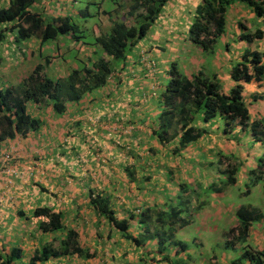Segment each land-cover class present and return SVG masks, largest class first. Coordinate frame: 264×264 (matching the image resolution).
Segmentation results:
<instances>
[{
  "label": "crops",
  "instance_id": "0c3cea01",
  "mask_svg": "<svg viewBox=\"0 0 264 264\" xmlns=\"http://www.w3.org/2000/svg\"><path fill=\"white\" fill-rule=\"evenodd\" d=\"M68 2L37 0L31 9L49 20L57 15L70 16ZM198 3L199 0H167L159 12L158 23L153 21L160 26L159 33L155 31L154 39L150 41L153 45L146 47L137 42L131 48L134 54L129 58L126 56L119 66L112 67L101 87L77 101L67 102L62 113L54 114L48 105L34 107L36 110L32 114L40 119V126L2 143L0 253L6 256L12 248H19L20 257L13 260L14 264L18 259L28 262L42 245H58L68 229L76 232L77 243L88 252V257L63 254L34 264H238L234 259L241 255L243 246L264 251L262 185L256 187L249 183L251 190L247 188L243 192L255 193L257 188L258 201L246 207L259 212L261 218L254 223L251 221L246 236L240 239L236 238L235 231L238 226L235 211L240 206L229 204V199L240 193L234 194L227 188L236 183V165L243 167V173L247 172V175H238L242 179L246 177L250 181L252 173L256 178L254 170L264 154L261 142L253 141L251 137L252 144L258 142L260 146L248 153L241 152L238 144L233 145L235 158L232 145L227 146L228 153L217 159L220 151L215 155L211 153L208 158L210 154L202 141L203 134L192 142L194 144L176 148L177 137L169 136L167 143L161 144L152 133L158 125L156 103L165 86L158 75L167 72L169 76L167 66L174 63L173 58H176L179 73L187 78L197 71L214 74L224 92L233 85L228 73L231 61L236 62L246 47L261 52L264 62V15L256 18L248 7L237 1L225 12L221 35L224 36V52L220 53L223 63L213 58L211 67H203L196 57L184 53L187 51L183 50L182 44H191L192 51L199 53L198 48L183 37L185 32L188 33ZM6 4L7 0H0V8ZM126 10L127 6L123 11ZM99 12L100 31L105 32L110 20L105 10L99 9ZM181 23L182 40L179 41L176 30ZM239 24L248 32L254 30L251 29L253 26L260 28L262 37L250 43L238 40L237 35L243 31ZM3 40L0 45V89L17 84L37 63L43 64L51 77H63L69 69L76 67L78 60L84 63L92 60L93 52L97 50L92 43L76 48L74 42L80 40L66 38L62 41L58 37L50 45L38 37H30L16 47L11 31L4 32ZM160 43L167 49L161 54L153 53L152 48H160ZM8 45L11 50L6 49ZM62 45L75 51L71 58L63 55L66 50L63 51ZM234 46L241 50L232 51ZM46 50L50 53L45 54ZM140 51L144 52L145 60H141ZM154 58H158V63ZM241 96L249 119L264 122V78L242 84ZM196 126L202 127L203 123L197 121ZM182 159L186 162L184 167L180 163ZM231 168L236 170L233 183L226 179V171ZM207 174L211 177H206ZM95 196L107 199L117 219L128 220L126 231L112 227L96 212L89 202V198ZM37 207H49L59 212L63 227L41 232L37 223L46 218L31 214ZM167 208L179 213L176 220L171 217L165 226L166 217L158 214ZM188 210L192 211L185 213ZM219 221L224 227H217L221 224ZM230 229L234 231L229 232ZM213 235L221 240V257L218 259L213 250L206 256L202 254L205 247L202 237ZM262 260L264 264V257ZM252 263L246 259L242 262Z\"/></svg>",
  "mask_w": 264,
  "mask_h": 264
},
{
  "label": "trees",
  "instance_id": "16d2710c",
  "mask_svg": "<svg viewBox=\"0 0 264 264\" xmlns=\"http://www.w3.org/2000/svg\"><path fill=\"white\" fill-rule=\"evenodd\" d=\"M166 1L128 0L122 19L108 18V33L100 32L94 36L92 44L97 50L93 52L92 60L89 59L86 63L77 61L76 67L69 69L63 77H51L44 65L37 63L17 84L0 89V147L7 140L24 136L40 126V119L32 114L40 106L48 105L51 111L58 115L65 110L67 102L77 101L84 94L101 87L112 68L108 58L123 62L126 50L132 48L146 34ZM235 1L248 7L256 18L264 15V0H199L188 26V40L202 51H212L216 39L224 33L225 12ZM35 2L37 0H7L6 6L0 8V41L3 40L5 31L13 32L15 42L30 37H38L45 42L66 33H72L71 37L79 40V36L74 35L76 25L70 21L69 15H57L44 20L36 10L31 9ZM105 14L107 15V11ZM239 27L243 31L237 35L238 40L250 43L262 37L263 31L260 28L248 32L242 24H239ZM97 51L102 55L95 56ZM261 57V52L257 50H244L229 68L228 73L233 85L226 92L220 90V83L214 74L206 75L197 71L187 78L179 73L175 63H171L169 80L158 99L162 110L157 116L158 125L152 132L157 140L164 144L169 136L177 137L176 148H183L194 142L204 133L203 129L192 124L196 114L203 121L215 115L220 116L224 120V131H227L226 128L231 122L246 127L249 116L241 96L242 84L264 78V62ZM248 128L253 141H260L264 150V122L253 119L248 123ZM235 171L234 168L226 171L227 182H234ZM254 172L257 179L262 180L264 190V154L258 159ZM89 199L90 205L112 227L121 232L127 230L128 220L117 219L107 199L99 196ZM168 212L169 215L166 212L158 214L166 217L164 224L169 223L171 217L175 220L178 218V210L171 209ZM31 214L46 218L37 223L41 232L57 231L63 227L61 214L49 207L34 208ZM235 216L238 221L235 230L238 239L246 236L251 221L261 218L259 212L246 206L238 207ZM232 231L234 230H229ZM71 253L83 257L89 255L79 247L76 232L68 229L58 245H42L29 257L27 264ZM18 257L20 249L12 248L6 256L0 253V264H14L13 260ZM240 257L254 264H262L264 251L243 246Z\"/></svg>",
  "mask_w": 264,
  "mask_h": 264
},
{
  "label": "rangeland",
  "instance_id": "374dc122",
  "mask_svg": "<svg viewBox=\"0 0 264 264\" xmlns=\"http://www.w3.org/2000/svg\"><path fill=\"white\" fill-rule=\"evenodd\" d=\"M68 1L69 2L67 3L66 6L72 12V14H70V19H71L70 21L76 25V30L74 31V35L79 36V40H80L79 43L74 42L73 46L76 48H81L86 43H87L86 46L88 47L89 44L92 43L94 36L99 33V31H100L99 16L101 15L99 12V9H103V10L107 11V16L109 19L120 20V19H122L123 13L125 12V11H123L124 7H126L128 5V1H127V4L125 5L124 0H68ZM122 11H123V13H122ZM115 17H117V18H115ZM159 18H160V14L158 13L156 18H155L157 23H158L157 20ZM156 22L151 24V26L147 30L146 34L138 40V43L141 44V46L149 47L150 44L153 45L150 41L154 39V38H152L153 36H155L154 32L156 31L159 33V30H160V26H157ZM181 25H182V23L178 24V27L176 30L177 31L176 32V36H177L176 38L179 41L182 40V35L180 34ZM255 27L256 26H253V27H251V29L253 30V29H255ZM101 28L103 30H105L103 27H101ZM105 32L107 34L108 29H106ZM102 33H104V32H102ZM71 36H73L72 33H66L63 35H58V38H61V40L64 41L66 38L72 39ZM183 37H184L185 41H188V33L186 35V32H185ZM4 41L5 40H3L0 43V45H2L4 43ZM223 41H224V36L218 37L216 39L215 43L213 44L212 51L206 52V51H202V50L198 49L199 50L198 54L194 53L192 51V45L191 44H182V46H183V50L187 51V52L184 51V53H187L188 55H190L191 58H193L192 56L196 57L199 60L198 62L200 64H202L203 67H211V65H212L211 63H212L213 58L218 60V63H223V59L221 58V54H220V53L223 54V52H224ZM21 42L22 41H18L16 44V47H18ZM50 43H52V40H50V39L45 41V44H47V45H50ZM53 44H54V42H53ZM61 44H63V43H61ZM159 47L160 48L153 47L152 48L153 53H160L161 54L163 51H165L167 49V46L162 44V43L159 44ZM6 49L11 50L9 45L7 46ZM62 49H63V51L66 50L65 54H63V55L67 56L66 58H68V59L71 58L75 53L74 50H71L72 48H69L67 50L63 47V45H62ZM245 49H247V47ZM231 50L235 51V52H239L241 49L234 46V47H231ZM49 53H50V51H48V52H47V50L45 51V54H49ZM100 53L101 52L97 51L95 56L100 55ZM130 54H132V55L134 54V51L131 48L127 49L125 52V55L127 57L130 56ZM135 54H136V49H135ZM200 57H201V59H200ZM108 59H109L108 62L110 63L111 67L119 66L120 64H122V61H116V60H113L110 58H108ZM155 60H156V63H158V58H156ZM172 61H174V63H177L176 58H173ZM75 63H76V61H75ZM233 63H234V60L231 61V64H233ZM130 64H131V62H130ZM169 66H170V64H168L167 67H169ZM175 66L177 68L178 65L175 64ZM131 78L132 77L129 76V79H131ZM158 78L160 79V82H162V84H165V85L167 84V82L169 80V76H168L167 72H163L162 75L159 74ZM156 106L157 107L155 109L159 111L158 113H160V111L162 110V107H161V104H159V101L156 103ZM139 109H141V108L139 107ZM197 121H201L203 123V126L198 127V128L204 129V131H205L203 133V135L201 136V138H202V141L207 146L206 150H209L208 153L210 155L208 156V158L211 157V153H212V155H215L219 151H220V154H218L217 159L219 157L222 158L223 156L226 155L224 153H228V150L226 149V147L230 146V145H232V147H233V150H231L233 158H235V156H236V153L233 152L236 149L235 146H233L235 144H238L240 151L244 152V153H248L249 151L256 150L257 145L260 146V144L258 142L252 144L251 135H250V131L248 128V123L251 121L250 119L247 120L246 128L242 129V127L237 122H233V123L231 122L230 126L226 128L227 131H224V128H225L224 120L218 115H215L214 117L209 118L207 121H203L201 119V117L197 116V114H196L195 118L192 122V124L195 127H197L196 126ZM156 122H158L157 117H156ZM191 144H194V143L191 142L186 146H190ZM222 146L224 147L223 150H222ZM262 148H263V145H262ZM199 157H204V156L200 155ZM180 163L183 165V167L186 165V162L184 159H182L180 161ZM212 163H213L212 166L215 165L216 159L214 161H212ZM236 169H238L237 175H235L236 183L233 185H230L227 188L230 189L234 194H236L237 192H239L240 194L235 196V197L233 196V199H229V204L232 207L247 206V204H253L254 202L258 201L257 188L255 189V193L243 194V192L247 188L249 190H251V186L249 183L256 184V187L258 185L261 186L262 180L257 179V177L255 178L254 173L251 174V180L250 181H248L246 179V177H244V179H242L241 175L245 174V173L247 175V172L243 173L244 169L242 166L239 167L238 165H236ZM199 170H201V168H199ZM240 173H241V175L238 176ZM206 177L210 178L211 176L207 174ZM186 187L189 188V185L186 184ZM167 206L169 207L168 204H167ZM191 211L192 210H188V211H185V213H188ZM165 212L169 215L168 208ZM165 220L166 219L164 218V221ZM219 223H221V224L217 225L218 228L224 227L222 221H219ZM252 223H254V222L252 221ZM165 226H168V224L165 223ZM252 226H254V225H252ZM202 242L205 244V247L202 251L203 255L206 256L209 253V250H213L217 259L219 257H221L222 245H221V240L217 238V235L204 236V237H202ZM239 242H242V241H239ZM245 259L246 258H242L239 256L234 260H236V262L238 264H242L243 260H245ZM16 261H17L16 264H27V262H22L21 259H18ZM252 264H254V263H252Z\"/></svg>",
  "mask_w": 264,
  "mask_h": 264
},
{
  "label": "built area",
  "instance_id": "2783aa9c",
  "mask_svg": "<svg viewBox=\"0 0 264 264\" xmlns=\"http://www.w3.org/2000/svg\"><path fill=\"white\" fill-rule=\"evenodd\" d=\"M140 53H141V60H145L144 55H143V52L140 51ZM147 63H148L149 65H152V62H151V61H147Z\"/></svg>",
  "mask_w": 264,
  "mask_h": 264
},
{
  "label": "clouds",
  "instance_id": "9594fccd",
  "mask_svg": "<svg viewBox=\"0 0 264 264\" xmlns=\"http://www.w3.org/2000/svg\"><path fill=\"white\" fill-rule=\"evenodd\" d=\"M143 52V51H142ZM144 53V52H143Z\"/></svg>",
  "mask_w": 264,
  "mask_h": 264
}]
</instances>
